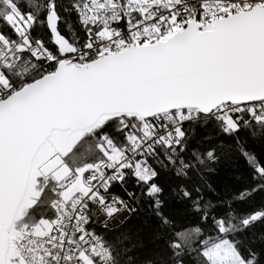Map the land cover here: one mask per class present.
Returning a JSON list of instances; mask_svg holds the SVG:
<instances>
[{
    "label": "snow or ice",
    "instance_id": "snow-or-ice-1",
    "mask_svg": "<svg viewBox=\"0 0 264 264\" xmlns=\"http://www.w3.org/2000/svg\"><path fill=\"white\" fill-rule=\"evenodd\" d=\"M0 264H264V0H0Z\"/></svg>",
    "mask_w": 264,
    "mask_h": 264
}]
</instances>
